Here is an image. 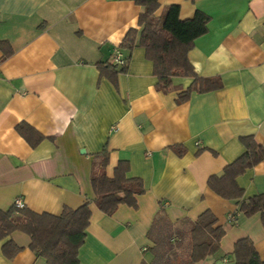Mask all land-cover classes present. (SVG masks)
Wrapping results in <instances>:
<instances>
[{
	"label": "crops",
	"instance_id": "0c3cea01",
	"mask_svg": "<svg viewBox=\"0 0 264 264\" xmlns=\"http://www.w3.org/2000/svg\"><path fill=\"white\" fill-rule=\"evenodd\" d=\"M159 3L157 16L176 4L183 20L198 10L211 17L188 56L198 76L220 77L221 89L177 103L194 79L175 77L171 92L159 91L144 47L121 49L128 65L116 82L101 72L128 31L139 29L142 7L134 0H0V209L18 198L37 213L82 206L95 196V154L107 148V175L128 161V176L141 178L146 192L137 208L123 204L113 215L91 203L79 264H152L157 252L158 260L167 255L159 232L180 249L183 240L170 237L171 229L207 210L226 234L220 251L197 264H234L235 243L244 237L264 260L261 213L243 215L207 183L245 154L242 137L264 146V0ZM22 123L45 139L32 147L17 130ZM237 181L245 198L263 194L264 159ZM160 215L164 228L154 233ZM9 240L22 248L12 259L2 250ZM30 244L21 231L0 240V264H47Z\"/></svg>",
	"mask_w": 264,
	"mask_h": 264
},
{
	"label": "trees",
	"instance_id": "16d2710c",
	"mask_svg": "<svg viewBox=\"0 0 264 264\" xmlns=\"http://www.w3.org/2000/svg\"><path fill=\"white\" fill-rule=\"evenodd\" d=\"M134 1L142 7L139 29H130L119 49H146L147 57L154 63L159 91L171 92L174 89L175 77H191L194 79L192 85L178 93L177 103H184L190 99L193 92L206 93L223 87L218 76H198L188 56L195 41L209 31L211 17L207 13L198 10L192 18L183 20L180 16V6L173 4L167 7L162 16H157L159 0ZM3 44L4 42H0L1 46ZM100 69L102 73H108L115 82V76L127 70L126 67L118 70L113 61L103 63ZM17 130L32 147H36L45 139V136L27 123L20 124ZM241 140L247 149L245 154L228 164L222 175L211 176L207 182L208 187L218 196L236 201L239 212L245 216L261 213L264 225V193L245 198V191L237 181L248 168L254 167L264 159V146L253 136H245ZM171 148L180 156L185 152L182 145ZM95 157L99 161L95 163L91 177L95 195L93 199H87L78 208L65 207L60 215L37 213L27 207L17 208L15 205L8 210L0 209V240L6 239L15 231H21L30 236V249L38 257L45 258L47 264H79V251L87 237L86 231L92 215L91 203H95L102 212L113 215L123 204L137 208L138 197L146 192L141 178L128 176V161H120L114 176L109 177L106 173L110 157L108 149L95 154ZM165 219L164 215H160L157 223ZM180 225L183 227L171 229L170 237L178 235L182 240H189L188 258L172 259V255L169 256L172 254L170 251L158 260L160 255L155 252L156 258L152 264H197L220 251L226 230L222 225H218V219L212 211L203 212L196 221L185 219ZM156 244L158 245V242ZM2 250L7 258L12 259L22 248L9 240L3 244ZM232 255L234 264H264L254 241L249 237L241 238L235 243Z\"/></svg>",
	"mask_w": 264,
	"mask_h": 264
},
{
	"label": "rangeland",
	"instance_id": "374dc122",
	"mask_svg": "<svg viewBox=\"0 0 264 264\" xmlns=\"http://www.w3.org/2000/svg\"><path fill=\"white\" fill-rule=\"evenodd\" d=\"M164 224H163V222H158V223H156V226H155V228H156V230L154 231V233H157V232H159V229H163L164 228V226H163ZM179 227H183L182 225H180ZM163 233H164V230H163ZM163 233H162V231L161 232H159V237H160V240H161V242H162V247L160 248V251H162L163 252V250L165 251V250H167L165 253H169L170 251H172V259H174V257H180V258H188V256H189V251H187L188 250V246H189V240H187V239H185V240H183V242H179L178 244L179 245H181V243H182V247L180 248V249H176L174 246H172L171 245V241H169V243L167 242V240H166V236L167 235H163ZM178 237V236H177ZM170 239V238H169ZM159 240V241H160ZM180 240H181V238H180ZM182 241V240H181ZM176 245V246H179V245ZM179 255H178V254Z\"/></svg>",
	"mask_w": 264,
	"mask_h": 264
},
{
	"label": "built area",
	"instance_id": "2783aa9c",
	"mask_svg": "<svg viewBox=\"0 0 264 264\" xmlns=\"http://www.w3.org/2000/svg\"><path fill=\"white\" fill-rule=\"evenodd\" d=\"M113 62L116 64L118 67H126L128 65V59L124 56L122 53L121 49L117 48L114 52V57H113ZM15 206L17 208H24L25 204L21 198H18L15 201ZM229 220L232 221L234 220L233 216L229 217Z\"/></svg>",
	"mask_w": 264,
	"mask_h": 264
},
{
	"label": "water",
	"instance_id": "95a60500",
	"mask_svg": "<svg viewBox=\"0 0 264 264\" xmlns=\"http://www.w3.org/2000/svg\"><path fill=\"white\" fill-rule=\"evenodd\" d=\"M83 152H85V150H83Z\"/></svg>",
	"mask_w": 264,
	"mask_h": 264
}]
</instances>
